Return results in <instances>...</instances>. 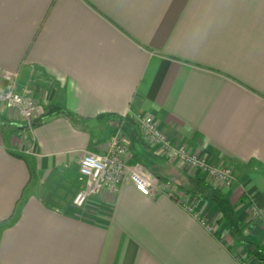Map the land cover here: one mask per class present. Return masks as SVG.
<instances>
[{
  "label": "crops",
  "instance_id": "1",
  "mask_svg": "<svg viewBox=\"0 0 264 264\" xmlns=\"http://www.w3.org/2000/svg\"><path fill=\"white\" fill-rule=\"evenodd\" d=\"M1 68L34 89L40 122L24 148L0 130V264H242L194 184L227 197L264 249V0H0ZM130 109L230 166L235 183L157 156L129 120L130 164L177 199L127 179L82 207L50 204L43 184L104 149ZM0 115L22 124L2 105Z\"/></svg>",
  "mask_w": 264,
  "mask_h": 264
},
{
  "label": "built area",
  "instance_id": "2",
  "mask_svg": "<svg viewBox=\"0 0 264 264\" xmlns=\"http://www.w3.org/2000/svg\"><path fill=\"white\" fill-rule=\"evenodd\" d=\"M0 105L8 111L16 113L21 118L23 121L21 125L24 126L21 131L24 139H27L26 144L29 143L30 135L28 133L35 126L36 115L40 106L34 89L28 84L20 83L19 70L0 69ZM129 120L135 123L143 140L157 156L177 161L189 169H195L212 180L222 182L228 188L235 183L236 178L230 166L212 164L206 157L192 152L186 144L171 141L153 116L130 109L124 116L119 118L118 124L104 149L99 152H84L79 158L78 175L83 185L73 197L72 202L74 205L84 206L89 199L104 189L117 192L127 179L143 194L151 195L154 190L159 188L169 196L177 199L180 193L171 182H164L157 186V183L141 174L130 164L132 141L125 131V123ZM25 151L31 153L30 148ZM182 204L209 231H214V227L202 219L194 211L192 205ZM242 264H253V262H243Z\"/></svg>",
  "mask_w": 264,
  "mask_h": 264
},
{
  "label": "rangeland",
  "instance_id": "3",
  "mask_svg": "<svg viewBox=\"0 0 264 264\" xmlns=\"http://www.w3.org/2000/svg\"><path fill=\"white\" fill-rule=\"evenodd\" d=\"M20 122L23 123L22 120ZM17 138H18V141H20V143L22 144V148H24V146H26L27 139H24L23 132L21 130L17 132ZM192 170L196 171L195 169H192ZM62 172H65V174L63 175L55 174L54 176L52 175V178L46 181L45 184H43V194L45 195L49 203L53 205H62L64 203L63 201H65L66 199H69V200L71 198L73 199L76 192L83 185V182L78 175V167L77 169L73 168L67 171H62ZM219 183L223 187L228 188L222 182H219ZM204 187L205 186H203V188ZM203 188L201 186L197 187V184L196 185L194 184V187H192V189L196 191L203 189ZM204 194L207 196L211 195L208 189L204 191ZM221 223L225 224L224 222H221ZM226 228H227V232L223 230V233L221 235H223V237L226 239V243L228 244L227 246L232 250L235 257L241 263L243 262L249 263L252 261L253 264H259V262H257L256 259H254L255 257L251 255L246 250L245 247H243L242 245H239L238 242L230 236L227 225H226ZM244 233L249 236L248 230L244 231Z\"/></svg>",
  "mask_w": 264,
  "mask_h": 264
},
{
  "label": "trees",
  "instance_id": "4",
  "mask_svg": "<svg viewBox=\"0 0 264 264\" xmlns=\"http://www.w3.org/2000/svg\"><path fill=\"white\" fill-rule=\"evenodd\" d=\"M59 112H65L68 115H71L68 111L61 109L60 107H52L48 114H54ZM40 121H36L35 125ZM0 130L4 134H13L20 131L11 121L7 120L5 117L0 115ZM17 156L23 157L22 154L14 152ZM206 189L211 193L210 196L202 194V197H210L211 201L214 202L216 207L219 210L220 217L218 222H224L229 230L230 236L238 242L239 245H242L246 250L253 255L257 260L264 263V249H262L258 244H256L247 234L244 233V230L240 226L238 215L236 213L235 206L231 201L222 195L220 192L216 191L214 188H203L198 192H204ZM192 192H196L193 190Z\"/></svg>",
  "mask_w": 264,
  "mask_h": 264
},
{
  "label": "water",
  "instance_id": "5",
  "mask_svg": "<svg viewBox=\"0 0 264 264\" xmlns=\"http://www.w3.org/2000/svg\"><path fill=\"white\" fill-rule=\"evenodd\" d=\"M19 129H20V130H23V129H24V126H23V125H21V126L19 127Z\"/></svg>",
  "mask_w": 264,
  "mask_h": 264
}]
</instances>
